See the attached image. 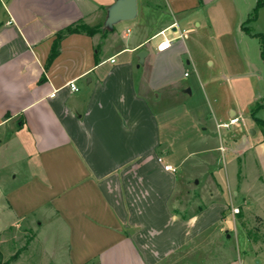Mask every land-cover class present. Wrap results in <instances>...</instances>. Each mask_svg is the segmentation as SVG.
Returning a JSON list of instances; mask_svg holds the SVG:
<instances>
[{
	"label": "crops",
	"instance_id": "0c3cea01",
	"mask_svg": "<svg viewBox=\"0 0 264 264\" xmlns=\"http://www.w3.org/2000/svg\"><path fill=\"white\" fill-rule=\"evenodd\" d=\"M116 1L0 0V172L8 150L21 153L2 185L13 217L4 231L63 232L60 264H259L264 233L250 230L264 221V129L251 111L264 99V7L248 35L258 0H137L134 20L109 26ZM164 39L173 43L160 52ZM210 117L217 129L253 122L227 142L218 130L216 147ZM221 147L226 179L212 174L231 204L210 189L197 206L181 170ZM48 250L44 264H58Z\"/></svg>",
	"mask_w": 264,
	"mask_h": 264
},
{
	"label": "rangeland",
	"instance_id": "374dc122",
	"mask_svg": "<svg viewBox=\"0 0 264 264\" xmlns=\"http://www.w3.org/2000/svg\"><path fill=\"white\" fill-rule=\"evenodd\" d=\"M170 33H172V30H170ZM161 38L154 40L153 43L158 42ZM256 42L258 41L255 40L252 41V43L254 44ZM256 62L258 64L260 63L259 61ZM187 72L188 74L193 75L191 71H187ZM261 72H262L261 73L262 81L260 82V85H261V89H264L263 68L261 69ZM194 76L192 77L193 79H195L196 77ZM198 89L199 91H197V89L195 91V97H194V99L196 100L195 102L199 104H206L207 103L206 96L204 95L203 92H201L199 87ZM215 103L216 102L213 101L212 105L214 107H217ZM261 115L264 116V112ZM210 119L211 120L208 121V124H210L209 135L211 136L214 146L220 147L221 141L218 136L219 133L218 130H220V132L224 134L223 139L227 142V138L225 135L234 132L236 126L238 125L231 126L230 128L219 127L217 129L216 123L213 120V118L210 117ZM247 122L251 123L253 121L251 120L250 117H247V121L241 120V123H239L238 127L242 128V130L246 129L244 124H246ZM241 134L242 133H237V139L240 137ZM228 155H229L228 151L223 152L220 149L214 150L207 155L193 154L185 163V166H183L181 172H183V174L188 176V180L190 183L189 190L193 195L200 194L199 200L196 203L197 206L207 204V202H210L212 200L211 197L209 196L211 194L209 192L210 189L214 190L215 192L214 194L217 197L218 194H216L215 191L216 184L213 179V174L218 175L222 180L226 179L225 167L229 161ZM20 156H21L20 152L11 153L10 150H8L6 152L7 168L4 171L0 172L1 180H2L0 183V251L2 253V261L4 264H44L46 261L45 260L46 256L43 252V245H44L49 249L48 254L50 256L52 255L53 257L54 256L57 257L55 263H58L59 258L61 260L65 259L66 249H65V243H64L65 240L63 237V232L55 230L50 226H46L43 229L38 228L35 222H33V224L29 228L27 227L26 223L18 222L15 227H12L7 231H4L13 222V217L11 216V214L7 209V201L5 198L2 185L5 180L8 181L11 180L12 173L18 167L17 164L15 163V159ZM248 157L249 155H246V157H242V161L244 162V160L247 159ZM247 166H248L247 169L250 170L253 169L254 167L252 163L248 164ZM219 198H224L226 204L228 205L231 204V201L227 197L226 193L224 195H220ZM232 205L240 206L242 205V202L239 198H235L232 202ZM254 221H255L254 228H251L250 233L255 238L257 236L255 232L256 226L258 228L262 227L264 233V221L261 219H257ZM26 227L27 230L25 229ZM258 239L261 242L260 248L263 249L264 234L263 236L262 235L258 236ZM55 246L57 248H55ZM257 260L259 261V264H264V253L260 255L259 258H257ZM62 264L65 263L62 262Z\"/></svg>",
	"mask_w": 264,
	"mask_h": 264
},
{
	"label": "trees",
	"instance_id": "16d2710c",
	"mask_svg": "<svg viewBox=\"0 0 264 264\" xmlns=\"http://www.w3.org/2000/svg\"><path fill=\"white\" fill-rule=\"evenodd\" d=\"M264 7V0H258L253 11L251 12L249 18L246 20V22L243 24V30L249 35L250 34V30L249 27L247 25H249L252 22H255L258 19V15H259V11L260 9ZM81 30L86 31L88 33H93L94 29H90L87 26H81L80 27ZM79 31L77 28H69L67 30L68 33L71 32H76ZM65 35L64 32H61L58 34V40L56 41L52 54L50 55L49 58V62H51L55 56L57 55V50L59 48V41L61 40V38ZM258 36L261 39V45H262V55L264 54V37L262 35H255ZM264 108V101H258L256 103V105L253 107L252 111H251V116L253 118V120L255 121V123H257L259 126H261L264 129V121L261 120L260 118L257 117V113ZM0 264H4L2 261V253L0 251Z\"/></svg>",
	"mask_w": 264,
	"mask_h": 264
},
{
	"label": "water",
	"instance_id": "95a60500",
	"mask_svg": "<svg viewBox=\"0 0 264 264\" xmlns=\"http://www.w3.org/2000/svg\"><path fill=\"white\" fill-rule=\"evenodd\" d=\"M137 0H118L109 9L107 25L112 26L121 21H131L137 17ZM146 56L145 52L140 54L141 62Z\"/></svg>",
	"mask_w": 264,
	"mask_h": 264
},
{
	"label": "built area",
	"instance_id": "2783aa9c",
	"mask_svg": "<svg viewBox=\"0 0 264 264\" xmlns=\"http://www.w3.org/2000/svg\"><path fill=\"white\" fill-rule=\"evenodd\" d=\"M182 36H183V33H180V38H181ZM172 43H173V40H171V39H164V40H162V41L159 43L157 49H158V51H160V52H164V51H166V50H168V49L171 48ZM114 61H115V60L112 59V62H114ZM69 86L71 87V89H72L73 91H78V90H79L78 87H77V85H76V83H75V81L70 82V83H69ZM239 121H240L239 118H235V119L230 120L229 123L219 125V127L229 128L231 124H237ZM220 150L223 151V152L226 151L224 147H221ZM165 168H166V170H168V171H172V172H176V171H177L176 168H174V167H172V166H170V165H167ZM233 212H234L235 214H238V213L240 212V209H239V208H234V209H233Z\"/></svg>",
	"mask_w": 264,
	"mask_h": 264
}]
</instances>
